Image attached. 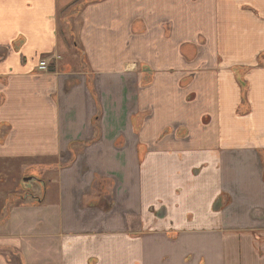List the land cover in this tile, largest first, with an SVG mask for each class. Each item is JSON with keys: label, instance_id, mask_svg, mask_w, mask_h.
Returning <instances> with one entry per match:
<instances>
[{"label": "crops", "instance_id": "crops-1", "mask_svg": "<svg viewBox=\"0 0 264 264\" xmlns=\"http://www.w3.org/2000/svg\"><path fill=\"white\" fill-rule=\"evenodd\" d=\"M0 165V264H264V0H0Z\"/></svg>", "mask_w": 264, "mask_h": 264}, {"label": "rangeland", "instance_id": "rangeland-1", "mask_svg": "<svg viewBox=\"0 0 264 264\" xmlns=\"http://www.w3.org/2000/svg\"><path fill=\"white\" fill-rule=\"evenodd\" d=\"M250 10H252L253 12H256V13H258V11L260 10V9H255L254 7H248ZM0 167H3L4 168V166L3 165H0ZM6 167V169H11V166L10 165H6L5 166ZM17 170H15L14 172H12V174L10 175L11 177H13L14 176V174L15 173H17L16 172ZM1 172V171H0ZM39 172L37 171V169H35V168H33L32 169V172H30V174L33 176V177H35V178H37L38 177V174ZM26 176H27V174H26ZM6 185H8L9 184V182L8 181H6V182H4ZM15 191V190H14ZM17 191H19V192H21V190L20 189H17L16 190V192Z\"/></svg>", "mask_w": 264, "mask_h": 264}, {"label": "built area", "instance_id": "built-area-1", "mask_svg": "<svg viewBox=\"0 0 264 264\" xmlns=\"http://www.w3.org/2000/svg\"><path fill=\"white\" fill-rule=\"evenodd\" d=\"M38 69L40 71H45L48 69V64L45 61H41V62H39Z\"/></svg>", "mask_w": 264, "mask_h": 264}, {"label": "water", "instance_id": "water-1", "mask_svg": "<svg viewBox=\"0 0 264 264\" xmlns=\"http://www.w3.org/2000/svg\"><path fill=\"white\" fill-rule=\"evenodd\" d=\"M32 179L31 178H25L24 181L25 182H30Z\"/></svg>", "mask_w": 264, "mask_h": 264}, {"label": "trees", "instance_id": "trees-1", "mask_svg": "<svg viewBox=\"0 0 264 264\" xmlns=\"http://www.w3.org/2000/svg\"><path fill=\"white\" fill-rule=\"evenodd\" d=\"M53 67V65H51Z\"/></svg>", "mask_w": 264, "mask_h": 264}]
</instances>
